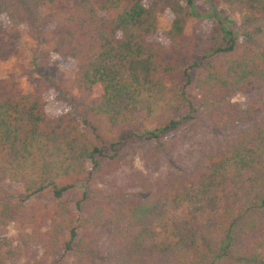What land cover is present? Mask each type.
<instances>
[{
	"label": "trees",
	"instance_id": "16d2710c",
	"mask_svg": "<svg viewBox=\"0 0 264 264\" xmlns=\"http://www.w3.org/2000/svg\"><path fill=\"white\" fill-rule=\"evenodd\" d=\"M216 2L200 14L197 0H0V32L5 20L48 41L46 58L74 61L83 98L80 113L54 114L48 87L20 94L12 78H0V184L25 194L17 205L0 202V228L13 223L23 245L42 242L47 256L63 250L60 261L73 252L89 264H264V0ZM45 7L58 10L43 16ZM190 17L212 23L208 39L186 35ZM8 57L0 42V68ZM95 86L102 94L91 106ZM54 89L72 106L69 86ZM236 95L241 103H232ZM152 122L160 123L136 135ZM183 125L193 142L163 179L130 175L115 185L127 165L121 142L105 153L113 128L163 144ZM105 181L113 191L99 199L86 185L74 204L78 227L64 226V195ZM48 190L55 214L24 205Z\"/></svg>",
	"mask_w": 264,
	"mask_h": 264
},
{
	"label": "rangeland",
	"instance_id": "374dc122",
	"mask_svg": "<svg viewBox=\"0 0 264 264\" xmlns=\"http://www.w3.org/2000/svg\"><path fill=\"white\" fill-rule=\"evenodd\" d=\"M71 3L68 4L70 6ZM217 9L220 6L216 0H197L196 9L200 14L210 13L211 7ZM56 8L45 7L41 14L43 16H51L53 12L57 11ZM238 19L237 16L232 17ZM2 31L0 32V42L4 43L9 48V57L4 61L0 68V78H12L14 86L18 93L27 94L36 88H49V104L48 108L51 113H56L66 108H72L80 113L83 98L79 94L76 87L72 84V80L76 73V66L74 61L66 58H59L55 54L50 55L49 59L45 57V52L49 49V42H37L30 38L25 28H12L5 20H3ZM159 26L161 32H167L171 26V18L167 13L159 15ZM212 23L210 21L190 17L187 22L185 33L189 38L195 37L197 39H208L211 33ZM166 43V40H162ZM166 41V42H165ZM195 77L196 74L193 73ZM69 86V92H65L66 97L70 100L68 106L66 101H60L57 96L54 86L63 87ZM102 88L95 86L88 97V102L94 106L100 100ZM243 97L236 95L232 99V103H241ZM160 122H152L142 126L136 131V135H142L145 131L155 129ZM188 127L183 125L175 132L170 133L163 140V144H156L155 142H148L142 139H137L132 136L130 128H113L114 134L107 140V148L105 153L111 155L110 145L115 142H121L117 148L122 157V163L127 167L121 166L113 176L116 186L127 185V181H132L130 175H143L148 180L163 179L177 160L182 159L187 153V146L193 142L190 139ZM87 135L95 142L99 140L93 135L90 128L85 129ZM170 141H176L172 146ZM188 161V160H187ZM175 167V166H173ZM88 186V191L96 193L99 199H104L107 194L113 191L108 186V181L103 184L90 186L83 184L78 186L75 190L66 193L62 199L64 203L69 205V209L65 215L64 226L78 227L79 220L83 216L75 209V201L79 200L83 191ZM129 190L131 188L128 187ZM136 191V190H135ZM131 190V193L135 192ZM138 191V189H137ZM25 197L23 187L20 184L3 182L0 184V202L11 203L17 205L21 203ZM24 205L27 208H32L34 211L45 215L55 214L58 208V201H56L51 190L46 191L44 194L31 198L25 201ZM47 226L43 227V231L50 230V222L48 219ZM79 236L82 234L78 230ZM61 239H68V232L62 234ZM77 242V240H76ZM108 243L105 238L102 243ZM0 251L6 258L4 264H89L88 262H78L73 252L68 253L60 261L59 257L62 255L63 250L56 252L52 256L46 255V250L42 242H33L28 246L23 245L19 233L15 229L13 223L0 228ZM97 259H105V256L97 257ZM59 261V262H57ZM92 264V263H91Z\"/></svg>",
	"mask_w": 264,
	"mask_h": 264
}]
</instances>
